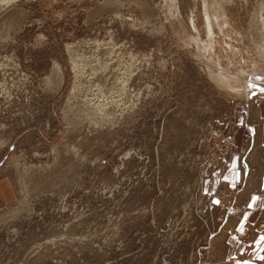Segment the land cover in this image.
Masks as SVG:
<instances>
[{"label": "rangeland", "instance_id": "rangeland-1", "mask_svg": "<svg viewBox=\"0 0 264 264\" xmlns=\"http://www.w3.org/2000/svg\"><path fill=\"white\" fill-rule=\"evenodd\" d=\"M263 18L0 0V264H237L264 190Z\"/></svg>", "mask_w": 264, "mask_h": 264}, {"label": "crops", "instance_id": "crops-1", "mask_svg": "<svg viewBox=\"0 0 264 264\" xmlns=\"http://www.w3.org/2000/svg\"><path fill=\"white\" fill-rule=\"evenodd\" d=\"M260 177L262 188H264V171ZM6 186V185H5ZM4 185H0V197L6 194H11V190ZM264 190L262 189V192ZM256 192L249 204V211L244 213V220H248L247 227H243V243H241V252L237 255V264H264V192ZM247 216L249 217L248 219ZM244 224V223H243ZM249 224L255 225L252 227ZM251 232L252 238V254L248 258L241 257L248 250L249 242L248 234ZM247 237V238H246ZM238 244V243H237ZM241 254V255H240Z\"/></svg>", "mask_w": 264, "mask_h": 264}, {"label": "bare ground", "instance_id": "bare-ground-1", "mask_svg": "<svg viewBox=\"0 0 264 264\" xmlns=\"http://www.w3.org/2000/svg\"><path fill=\"white\" fill-rule=\"evenodd\" d=\"M222 1H223V0H222ZM210 2H211V0H210ZM216 2H217V1H216ZM229 2H230V0H229ZM219 3H220V1H219ZM216 4H217V3H216ZM220 4H221V3H220ZM210 5H211V4H209V6H210ZM214 5H215V4H214ZM222 5H223V4H222ZM205 6L208 8V3H206ZM215 6H216V5H215ZM218 6H219V5H218ZM218 6H217V8H219ZM220 6H221V5H220ZM210 7H211V6H210ZM223 7H224V6H223ZM224 8H225V7H224ZM211 9H212V8H211ZM212 10H214V9H212ZM217 10H218V9H217ZM219 10H221V9L219 8ZM211 12H212V11H209V8H208V11H207V13H206V17H207V18H206V20H207L206 22H208L207 25H208V27H209V31H210V33L212 32V29H213V23H214V22L212 21V19H213V17H215V16H213V14H211ZM215 12H216V8H215ZM221 13H222V14H221L222 16L226 17L227 12H226L225 9H224ZM220 17H221V16H220ZM261 18H262V17H261ZM216 20H217V17H216ZM219 20H221V19H219ZM219 20H218V21H219ZM262 20H263V22H264V18H263ZM214 21H215V20H214ZM215 22H216V21H215ZM221 22H222V21H221ZM217 23H218V22H217ZM217 23H216V24H217ZM219 23H220V21H219ZM214 24H215V23H214ZM223 24H225V23H223ZM223 24H222V25H223ZM217 26H218V25H217ZM224 26H225V25H224ZM214 27H215V26H214ZM220 27H221V26H220ZM186 37H187V36H186ZM187 39H188V38H187ZM263 39H264V35H263ZM189 41H190V40H189ZM192 41H193V40H192ZM187 42H188V41H187ZM190 42H191V41H190ZM189 44H190V43H189ZM257 44H258V43H257ZM259 47H260V46H259ZM259 47H257V48H259ZM262 47H263V46H262ZM206 48H207V47H206ZM263 50H264V49H263ZM261 51H262V49H261L260 52H258V53H259V54L262 53ZM263 55H264V54H263ZM261 56H262V55H261ZM262 58H263V57H262ZM219 81H220V80H219ZM219 83H221V84H222V83H223V84H224V83L227 84L228 81H227V80H223V79H221V81H220ZM229 83H230V82H229Z\"/></svg>", "mask_w": 264, "mask_h": 264}]
</instances>
